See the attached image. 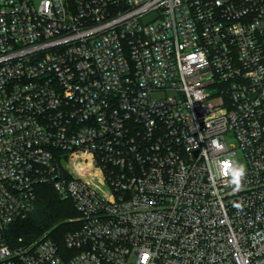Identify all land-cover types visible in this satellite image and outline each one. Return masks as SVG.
I'll return each instance as SVG.
<instances>
[{
  "label": "built area",
  "instance_id": "built-area-1",
  "mask_svg": "<svg viewBox=\"0 0 264 264\" xmlns=\"http://www.w3.org/2000/svg\"><path fill=\"white\" fill-rule=\"evenodd\" d=\"M0 264H264V0H0Z\"/></svg>",
  "mask_w": 264,
  "mask_h": 264
},
{
  "label": "trees",
  "instance_id": "trees-1",
  "mask_svg": "<svg viewBox=\"0 0 264 264\" xmlns=\"http://www.w3.org/2000/svg\"><path fill=\"white\" fill-rule=\"evenodd\" d=\"M53 190L51 185L40 187L36 210L25 220L18 222L12 232L13 237H23L26 241H34L43 233L49 232L50 236L55 238L54 240L64 246V236L72 230H69L66 220L78 214L70 200H62Z\"/></svg>",
  "mask_w": 264,
  "mask_h": 264
},
{
  "label": "clouds",
  "instance_id": "clouds-1",
  "mask_svg": "<svg viewBox=\"0 0 264 264\" xmlns=\"http://www.w3.org/2000/svg\"><path fill=\"white\" fill-rule=\"evenodd\" d=\"M230 175H231V183L235 184L237 189L240 186L241 178L245 174V169L242 165H238L236 167H229Z\"/></svg>",
  "mask_w": 264,
  "mask_h": 264
},
{
  "label": "rangeland",
  "instance_id": "rangeland-1",
  "mask_svg": "<svg viewBox=\"0 0 264 264\" xmlns=\"http://www.w3.org/2000/svg\"><path fill=\"white\" fill-rule=\"evenodd\" d=\"M41 0H35V3L36 4H39V2H40ZM244 167V166H243ZM54 191V190H53ZM72 202V201H71ZM72 205H73V207H74V209L76 210V208H75V206H74V203L72 202ZM77 212V211H76ZM78 214V213H77ZM76 216V215H75ZM78 216V215H77ZM76 216V217H77ZM76 217H72V218H69V219H67L66 221L68 222L67 223V225L69 226V230H71V229H73V228H75L76 227V223L75 222H71V219L73 220V219H75ZM44 236H47V237H50V238H53V239H55L53 236H50V234H49V232H45V233H43L39 238H42V237H44ZM56 236H57V238H58V236H59V233L57 232L56 233ZM55 236V237H56Z\"/></svg>",
  "mask_w": 264,
  "mask_h": 264
},
{
  "label": "water",
  "instance_id": "water-1",
  "mask_svg": "<svg viewBox=\"0 0 264 264\" xmlns=\"http://www.w3.org/2000/svg\"><path fill=\"white\" fill-rule=\"evenodd\" d=\"M156 16H151L145 19V22L148 23L150 21H152Z\"/></svg>",
  "mask_w": 264,
  "mask_h": 264
}]
</instances>
